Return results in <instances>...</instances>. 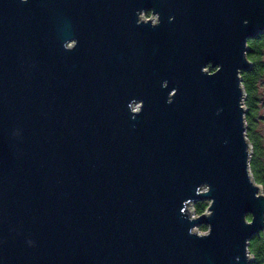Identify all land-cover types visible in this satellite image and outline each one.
<instances>
[{
	"label": "water",
	"instance_id": "95a60500",
	"mask_svg": "<svg viewBox=\"0 0 264 264\" xmlns=\"http://www.w3.org/2000/svg\"><path fill=\"white\" fill-rule=\"evenodd\" d=\"M261 33L264 0H0V264H250Z\"/></svg>",
	"mask_w": 264,
	"mask_h": 264
},
{
	"label": "trees",
	"instance_id": "16d2710c",
	"mask_svg": "<svg viewBox=\"0 0 264 264\" xmlns=\"http://www.w3.org/2000/svg\"><path fill=\"white\" fill-rule=\"evenodd\" d=\"M249 51L248 58L252 61V67L249 70L241 72V81L244 86L246 97L244 104L247 108L245 113L246 120V136L251 141L253 154L250 156L249 164L251 173L256 182L260 183L264 191V164L260 161L259 142L252 132V125L254 124L256 114L257 101V81L264 71V61H262V54L264 50V33L257 35L248 40ZM207 206V201L201 200L193 204L194 212L202 213ZM206 225H200L199 229L205 230ZM248 250L254 256L250 264H264V238L262 235H254L248 243Z\"/></svg>",
	"mask_w": 264,
	"mask_h": 264
},
{
	"label": "rangeland",
	"instance_id": "374dc122",
	"mask_svg": "<svg viewBox=\"0 0 264 264\" xmlns=\"http://www.w3.org/2000/svg\"><path fill=\"white\" fill-rule=\"evenodd\" d=\"M144 17H148L147 14H143ZM262 61H264V50L262 54ZM257 101H256V114H255V121L252 125V132L254 133V136L259 142V149H260V161L264 164V71L261 75V77L257 81ZM246 97H243V104L244 99ZM245 105V104H244ZM251 154H253V148L251 151ZM254 155V154H253ZM198 231L204 232V230L199 229Z\"/></svg>",
	"mask_w": 264,
	"mask_h": 264
},
{
	"label": "flooded vegetation",
	"instance_id": "af4514ba",
	"mask_svg": "<svg viewBox=\"0 0 264 264\" xmlns=\"http://www.w3.org/2000/svg\"><path fill=\"white\" fill-rule=\"evenodd\" d=\"M143 14H147V16L149 17L151 12L150 11H144ZM260 235V234H259Z\"/></svg>",
	"mask_w": 264,
	"mask_h": 264
},
{
	"label": "built area",
	"instance_id": "2783aa9c",
	"mask_svg": "<svg viewBox=\"0 0 264 264\" xmlns=\"http://www.w3.org/2000/svg\"><path fill=\"white\" fill-rule=\"evenodd\" d=\"M197 213L194 212L193 210V214L192 215H196ZM198 230V228H196ZM206 231V229L204 230V232ZM200 232V231H199Z\"/></svg>",
	"mask_w": 264,
	"mask_h": 264
}]
</instances>
